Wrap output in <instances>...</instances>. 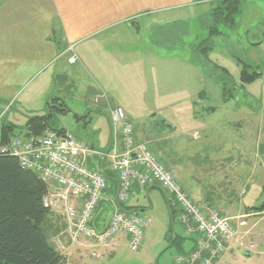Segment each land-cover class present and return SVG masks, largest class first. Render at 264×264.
<instances>
[{"label": "rangeland", "instance_id": "1", "mask_svg": "<svg viewBox=\"0 0 264 264\" xmlns=\"http://www.w3.org/2000/svg\"><path fill=\"white\" fill-rule=\"evenodd\" d=\"M206 1L209 3L191 11L172 14L170 17L173 18L165 19L164 28L154 29L153 40L161 53L169 56L173 53L188 59L190 52L207 39V33L200 28V24H204L206 16L216 7L213 1L217 0ZM149 21L146 22L148 28ZM235 21L234 29L220 26L223 35L213 40L212 51L207 58L212 66L204 70L199 65L189 67L186 64L182 66V62L165 61L171 70L166 72L159 68L156 71L157 79H163V83H157L153 78L141 87V81L136 80L133 91L123 94L118 90L119 96L114 99L134 128H153L152 132L150 129L153 137L164 129L166 138L172 133L167 127L174 126L177 128L175 134H182L164 143L167 150H174V156L185 170L181 173L183 179L178 182L185 191L190 188L199 194L201 192L208 201L206 205L201 203V206H209L231 219L236 230L234 240L228 243L231 246L223 261L227 264H264V211L254 212L264 202V0H241L240 13ZM148 32L151 34V31ZM70 49L66 52H72ZM237 61L248 66L251 73L262 71V77L252 84L241 86V67ZM214 65L229 72L232 98L228 103L222 102V87L217 83L220 74H214L213 78L206 77ZM75 67L64 64L62 68L69 76L65 81H55L63 92L56 94L63 96L67 93L68 97L63 98L69 112L53 119L51 126L75 132L84 141V129L82 126L75 127V119L85 114L86 107L80 105V100L83 101L80 98L84 96L90 100L89 91H92V87L86 86L85 81H82L84 77L71 80V70ZM115 71L117 74L123 73L120 66H116ZM82 86H86L87 91ZM79 92L84 95H79ZM199 92L198 99H195ZM38 97L33 95L26 103L23 97L16 100L0 99V120L18 127L25 125L29 114L24 113V110L38 111L47 100V95ZM194 102L197 109L193 108ZM88 105L93 108L91 104ZM204 108H214L216 112L206 115L203 114ZM199 114L203 119H200ZM174 139L181 144L177 147L170 145ZM158 158L166 168L170 167L167 157L163 160L158 155ZM154 204L147 217L149 223L139 251H131L128 242L123 240L114 248L115 253L109 259L108 256L93 259L85 250L86 253L79 251V255L75 254L69 264H176L179 257L189 256L193 247L191 249L185 240L187 233L178 215L175 213L171 219L161 195L154 196ZM172 210L176 209L172 207ZM46 226L48 223H45L43 230L50 245L54 244L60 253L65 252L59 245L57 247ZM174 236H177V240L173 243ZM69 244L72 242L69 241ZM73 244L81 246L84 243Z\"/></svg>", "mask_w": 264, "mask_h": 264}, {"label": "crops", "instance_id": "2", "mask_svg": "<svg viewBox=\"0 0 264 264\" xmlns=\"http://www.w3.org/2000/svg\"><path fill=\"white\" fill-rule=\"evenodd\" d=\"M206 3V0H0V99L16 100L23 97L26 103L33 95L39 96L38 98L47 95L57 96L64 102L63 96L68 97L67 93L63 96L56 94L63 92L55 82L56 79L65 81L69 76L62 68L64 64L69 67L76 66L71 70V80L84 77L82 81H85L86 86L92 87V91H89L90 100L80 96V99L83 98L80 105L86 108L85 114L75 119V127L82 126L84 129V141L80 137L77 138L89 151L86 156L87 166L103 174L108 182V189L94 215L95 229H103L108 218L117 211L137 213L147 218L155 206L154 196L161 195L165 206L168 207L165 194L156 187L133 186L127 200L118 201V185L112 170L111 156L113 152L121 153L123 145L118 129L110 122V114L114 108L120 107L114 99L119 96L118 90L128 94L134 90L136 80L141 81V87L153 78L157 83H163V79H157L156 71L159 68L166 72L171 70L165 61L182 62V66L186 64L196 67L186 63L185 59L177 54L172 53L169 56L161 53L152 33L158 27L164 28V22L167 21L165 19L173 18L170 17L172 14L191 11ZM148 20L149 28L146 23ZM155 20L159 22H154ZM153 23L161 25L156 26ZM148 31L153 32L149 35ZM70 47L72 52L67 53ZM70 56L76 57L73 65L68 63ZM116 66L123 69L122 74L116 73ZM86 86L82 88L85 90ZM199 94L200 92L196 93L195 99H198ZM79 95L84 93L79 92ZM45 103L46 101L38 111L24 110V106L22 109L29 115H43ZM192 104L193 108L197 109L195 102ZM214 113L203 111L206 115ZM200 119H203L202 115ZM127 120L132 124L128 118ZM167 128L172 133L164 138V129L162 132H156L157 135L153 137L151 128L147 130L146 127H135V139L141 143L148 142L161 159L167 157L170 165L167 169L173 172L176 181H179L183 179L181 173L185 170L174 156V150H167L164 143L171 138H179L182 134H175L177 128L174 126ZM152 130L153 128L151 132ZM175 139L170 145L177 147L181 142ZM186 193L199 206L201 203H208L207 198L197 190L189 188ZM69 201L75 206L78 205L74 198ZM48 218L45 222L48 223L46 229L55 239L57 247L59 245L65 249V252L59 254L66 258V264L80 252L86 253L85 250H88L87 254L93 259L106 256L109 259L115 253L114 248L116 249L121 241H127L125 236H119L108 246L98 248H91L88 244H69L63 207L50 211ZM186 237L187 244H190L191 242L187 241H190V237ZM230 246L228 245V251ZM53 247L57 249L54 244Z\"/></svg>", "mask_w": 264, "mask_h": 264}, {"label": "built area", "instance_id": "3", "mask_svg": "<svg viewBox=\"0 0 264 264\" xmlns=\"http://www.w3.org/2000/svg\"><path fill=\"white\" fill-rule=\"evenodd\" d=\"M75 61V56L68 59L70 64ZM110 122L118 129L123 145L121 153L113 152L111 156L118 201L125 202L133 186L158 188L167 202L177 209L181 225L194 242L190 255L179 257L176 264H225L223 257L228 243L236 234L231 219L191 200L150 146L136 141L134 126L121 108L111 111ZM88 152L72 133L53 131L36 139L13 138L8 146L0 147V155L17 158L24 170L33 172L48 185L42 205L47 210L63 207L67 236L72 243L105 247L123 235L129 249L139 251L149 223L146 217L117 211L110 216L105 228H94V215L108 189V182L103 174L87 166ZM70 198L76 199L78 205L72 204Z\"/></svg>", "mask_w": 264, "mask_h": 264}, {"label": "trees", "instance_id": "4", "mask_svg": "<svg viewBox=\"0 0 264 264\" xmlns=\"http://www.w3.org/2000/svg\"><path fill=\"white\" fill-rule=\"evenodd\" d=\"M213 2H216V7L206 16L204 24H200V28L207 33V39L201 41L197 48H192L189 58H185L186 63L199 65L204 70L212 66L207 58L212 51L213 40L223 35L220 26L234 29L235 19L240 13L241 0ZM201 60L203 62H200ZM237 63L241 67L239 78L241 86L252 84L262 77V71L251 73L243 62ZM211 72H207V78H213L216 73L220 74L221 78L217 83L222 87V102L228 103L232 98L229 72L216 65ZM68 112L60 98L49 96L45 103V113L41 116L29 115L26 117L25 125L21 127L0 120V147L8 146L13 138L36 139L49 131L64 134L67 131L52 127L51 122L57 116L66 115ZM205 112L211 114L215 109L209 108ZM48 189V185L36 174L24 170L17 158L0 155V264H66V258L50 245L43 230L50 213L42 205V199ZM168 211L173 220L177 211L172 210L169 203ZM263 211L264 202L258 209H254L256 213ZM176 240L177 236H174L173 243ZM187 241L191 242V249L194 248L193 240Z\"/></svg>", "mask_w": 264, "mask_h": 264}, {"label": "water", "instance_id": "5", "mask_svg": "<svg viewBox=\"0 0 264 264\" xmlns=\"http://www.w3.org/2000/svg\"><path fill=\"white\" fill-rule=\"evenodd\" d=\"M108 220H109V219H108ZM108 220H107V222H106L105 226L107 225V223H108Z\"/></svg>", "mask_w": 264, "mask_h": 264}, {"label": "bare ground", "instance_id": "6", "mask_svg": "<svg viewBox=\"0 0 264 264\" xmlns=\"http://www.w3.org/2000/svg\"><path fill=\"white\" fill-rule=\"evenodd\" d=\"M49 211H52V210H49ZM109 218H110V217H109ZM109 218H108V219H109ZM105 227H106V226H104V228H105Z\"/></svg>", "mask_w": 264, "mask_h": 264}]
</instances>
